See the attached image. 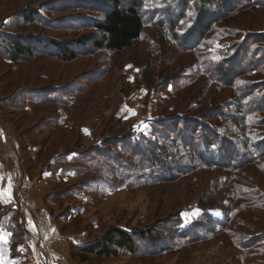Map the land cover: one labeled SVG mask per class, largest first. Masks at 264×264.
<instances>
[{
	"label": "rangeland",
	"instance_id": "obj_1",
	"mask_svg": "<svg viewBox=\"0 0 264 264\" xmlns=\"http://www.w3.org/2000/svg\"><path fill=\"white\" fill-rule=\"evenodd\" d=\"M160 1L170 0H152L147 9L157 14V19L163 9ZM27 9L41 11L42 20L24 23L17 14ZM90 19L75 3L63 0H0V34H36L46 39L75 41L94 33L87 26ZM160 26L146 28L141 41L121 54L97 50L71 63L40 56L17 66L6 63L0 53V160L13 157V170L23 174L16 181L14 202L24 212L20 185L26 179L25 164L27 173L32 175L34 164L30 159L35 149L42 152L38 160L43 164L41 172L56 168L62 176L70 175L64 180L67 185L51 191L68 188L63 201H56L52 195L43 200L45 204L52 201L49 212L60 231L72 235L71 244L92 243L115 226L129 232L154 226L155 232L161 234L175 228L178 234H191L189 239L177 234L169 237L170 241L164 239L156 249L141 243L136 256L121 252L116 258H90L87 263L73 259L69 248L67 263L56 262L43 236L27 232L23 217L26 212L16 211L11 204L5 208L0 205V225L5 227L0 232L7 244H3L0 264H264V158L222 168L201 163L194 155H180L175 158L176 163L168 160L158 170L178 172L180 178L158 182L153 178L157 166L148 169L135 164L138 160L127 150H117L113 157L126 160L124 165L130 166L132 173L125 181L118 180L117 175L105 176L110 183L105 187L101 181L90 180L92 171L81 169L82 176L74 179L71 174L75 173L68 170L73 165L65 170L56 162H49L48 158L56 153L66 149L73 152L76 145L86 149L127 132L137 137L144 135L157 144L158 138L150 134L155 120L177 111L197 115L219 105L225 107L228 117L219 123L228 128L227 134L242 135L252 152H264V61L245 66L242 60L233 59L237 71L231 74L234 79L230 85L237 94L231 88L213 85L215 78L210 77L217 75V67L229 64L221 58L220 51L233 52L243 45L242 54L250 51L255 57L264 58V43L258 38L264 37V10L239 13L220 23L217 26L226 30V36L213 32L191 51L178 49L170 42V33ZM145 71L149 72L146 77ZM255 71L258 73L253 74ZM82 78L85 81L79 83L80 94L69 97L63 90L68 103H63L61 109L68 128L52 133L49 113L55 107L32 105L25 101L22 91L56 87ZM237 96L244 104L242 96L247 99L246 111L235 107ZM62 136L70 145H60L58 152L55 149L59 143H54ZM174 149L177 148L168 145L165 150L171 155ZM68 165L64 163V167ZM1 170L0 163V174ZM59 184L58 178H51L49 189ZM28 238L33 240L31 245ZM60 243L63 244L62 239ZM23 244L27 246L25 251L18 247Z\"/></svg>",
	"mask_w": 264,
	"mask_h": 264
},
{
	"label": "trees",
	"instance_id": "obj_2",
	"mask_svg": "<svg viewBox=\"0 0 264 264\" xmlns=\"http://www.w3.org/2000/svg\"><path fill=\"white\" fill-rule=\"evenodd\" d=\"M63 1L75 3L87 12V15L91 17L87 22V26L94 33L88 36L85 35L75 41L46 39L36 34H0V53L5 58L6 63L20 66L30 63L31 60L40 56L55 59L61 63H71L97 50L121 54L137 45L141 41L145 29L155 24H160V27L170 33L172 37L170 42L175 43L178 49L183 52L191 51L199 47L211 34L216 33L220 37L226 36L228 34L226 30L217 26L220 23L233 19L239 13L255 9L264 10V0H170L169 2H159L160 7L163 9L161 10V17L157 19V14H151L147 10L152 5V0ZM17 15L24 23L42 20L41 11L38 10L27 9ZM258 38L260 43H264L262 39L264 37L259 36ZM242 49L243 45H240L233 52L220 51L221 58L229 64L224 63V65L217 67L218 69L214 71L217 75L210 74V77L215 78L212 82L213 85L221 88H231L237 94V90L230 85L234 79H231L230 76L237 71V67L234 68L235 62H233V59L242 60L246 63L245 66L258 65L264 61V58H257L250 51L242 54ZM263 53L264 50L261 54ZM148 73V71H145L144 76H148ZM256 73L258 72H253V74ZM83 81H85L84 78L56 87L25 89L22 92L25 94V101L30 102L32 105L46 106L52 109L55 107L54 111L49 113V115L51 114L49 121L51 120V129L54 133L67 129L65 124L67 117L65 118L63 115L65 111L63 112L61 109L63 103H68L65 98V91H67L69 97L80 94L79 83ZM48 91L54 92L50 93ZM237 97V100L234 101L235 107L241 109L242 112L246 111L248 109L247 99L242 96V101H245L244 104V102H241L240 96ZM4 103L2 107L5 105ZM223 108L225 109L223 105L213 106L206 112L197 113V115L177 111L155 120L151 123L150 134L158 138L159 143L157 142V144H153L144 135L137 137L133 132H127L124 136H114L102 140L100 143H95L94 146L86 149H79L78 145L75 146L73 152H67L69 149H66V152H61L57 156L55 162L65 170L73 165L68 170L73 171L76 176H82L81 169L88 172L92 171L89 174L90 180L92 182L101 181L105 187L110 184L105 176L117 175L118 180L125 181L130 179L132 173L130 166L124 165L126 160L118 161L119 159L116 160L113 157L116 155L115 151L117 150H124V152L127 150L132 157L138 160L135 164L144 165L148 169H156L155 166H157V174L153 178L158 182H175L180 178L178 172L177 174H173V172L168 174L166 169L158 172L161 165L167 163L168 160H173V163H176L175 158L180 155H194L201 163L222 168L235 167L237 164H250L263 159L264 152L261 149L258 152H252L246 143L247 140L242 135L232 137L227 134L228 128L226 130L221 124L219 125L225 118H228ZM233 119L235 120V117ZM65 140L66 137L64 136L58 139L54 143V145L59 143L55 150L58 151L60 145H70ZM168 145L177 148L171 152V155L165 150ZM51 151H53V147ZM38 154L39 157L42 156V152ZM56 155L57 153L48 159H52ZM64 163H69V165L64 167ZM54 171H57L56 168H54ZM148 176V178L151 177ZM155 179H153L154 182ZM67 189L55 191L49 196L52 195L56 201H63L66 197L64 192ZM169 233H157L154 226L138 232H129L115 226L111 227L103 237L92 243L84 246L71 244V256L81 263H87L90 258H116L121 252L136 256L141 250V243L156 249L157 246L161 247L160 245L164 239L170 241L169 237H177L178 234L175 232V228H172ZM178 235L185 236L188 239L191 236V234L185 235L182 232Z\"/></svg>",
	"mask_w": 264,
	"mask_h": 264
},
{
	"label": "crops",
	"instance_id": "obj_3",
	"mask_svg": "<svg viewBox=\"0 0 264 264\" xmlns=\"http://www.w3.org/2000/svg\"><path fill=\"white\" fill-rule=\"evenodd\" d=\"M68 128V127H67ZM81 134L85 137L84 132L82 130ZM38 153L40 151L34 150L32 155V158L30 159L31 162L34 164V170L32 172V175L27 173V165L25 164L23 170L25 173L26 179L24 180L23 184L20 185L21 187V194L22 198L24 199L25 202V207H26V213L21 211V206L16 204V201L14 202V197H15V186H16V181L20 179V177L23 174H19V170L14 168V159L13 157L9 156L7 158H2L0 160L1 163V174H0V205L2 207H6L9 204L13 206V208L16 211L23 212V217L25 219V222L27 223V232H30L34 235L36 234H41L46 242L45 246H47V250L50 252L52 259L56 262H63L67 263L69 260V248L70 244L73 242L72 240V235H64L57 224L55 222V218L52 216V213L49 212V205H52V201H48V204L44 203V198L45 196L51 194L52 190H56L67 185L65 182L66 177H69V174H64L62 176L61 172L62 171H54L53 169L50 171V169H44L41 172V169H43V164H39V156ZM60 153H57L55 157L50 159L49 162L54 163L57 159V156ZM21 171V170H20ZM40 171V174H38ZM21 173V172H20ZM71 176L74 179L76 178V175ZM58 178L59 179V185L50 187L49 189V181L51 178ZM65 178V179H64ZM65 180V181H64ZM63 182V184H61ZM6 205V206H5ZM3 214V212H2ZM1 214V215H2ZM11 219V218H10ZM21 221V218H19ZM16 219L12 221V224L14 225ZM5 225V224H4ZM9 226V223H8ZM5 227L3 225H0V231L4 229ZM1 235V232H0ZM9 236V234H8ZM11 236V234H10ZM10 240V238L8 237ZM61 239L63 241V244H61ZM9 240L7 241L9 243ZM5 241L0 240V254L2 253L4 245H7L4 243ZM7 248V247H6ZM63 249V252H62ZM8 254L10 252V247L8 245ZM68 256V258H67ZM9 263V260H7ZM3 264V263H2ZM39 264V262H38Z\"/></svg>",
	"mask_w": 264,
	"mask_h": 264
},
{
	"label": "built area",
	"instance_id": "obj_4",
	"mask_svg": "<svg viewBox=\"0 0 264 264\" xmlns=\"http://www.w3.org/2000/svg\"><path fill=\"white\" fill-rule=\"evenodd\" d=\"M31 243H33V240L32 239L30 240V238H28V244L31 245ZM18 247H19V249H22L25 251L27 246L25 244H23V245L18 246Z\"/></svg>",
	"mask_w": 264,
	"mask_h": 264
},
{
	"label": "snow or ice",
	"instance_id": "obj_5",
	"mask_svg": "<svg viewBox=\"0 0 264 264\" xmlns=\"http://www.w3.org/2000/svg\"><path fill=\"white\" fill-rule=\"evenodd\" d=\"M0 240H5V236L0 235Z\"/></svg>",
	"mask_w": 264,
	"mask_h": 264
}]
</instances>
